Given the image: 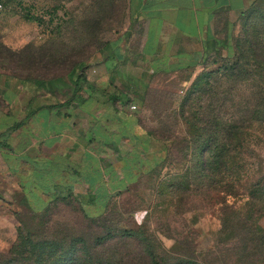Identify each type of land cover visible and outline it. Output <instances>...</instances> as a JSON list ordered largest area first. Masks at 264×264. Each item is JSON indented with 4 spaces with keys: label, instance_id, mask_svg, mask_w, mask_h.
<instances>
[{
    "label": "rangeland",
    "instance_id": "374dc122",
    "mask_svg": "<svg viewBox=\"0 0 264 264\" xmlns=\"http://www.w3.org/2000/svg\"><path fill=\"white\" fill-rule=\"evenodd\" d=\"M0 3L3 5L0 43L9 50L0 52V72L32 79L61 77L68 85L71 80L67 75L79 62L84 65L85 79L95 80L99 75L95 51L127 24L124 0H0ZM29 10L43 17L41 23L28 19ZM224 30L217 34L226 40V45L212 57L201 60L198 67L187 72L155 75L144 100L132 102L136 104L132 111L140 116L141 129H147L153 140L147 149L141 150L140 169L136 173L132 170L135 176L121 195L109 197L101 205L96 197L89 200L87 186L81 184L75 192L85 207L71 197L49 203L44 211H35L17 197L0 194V260L10 256L18 241L19 228H26L47 238L80 235L89 244L96 236L110 231L115 237L110 246L120 247L130 254L129 260L133 262L139 250L137 242L123 243L119 237L123 232L146 229L145 234L153 239L158 251L166 249L169 256L190 255L205 264H234L230 257L234 247L221 246L216 240L223 213L236 211L240 217L255 218L256 225L264 230V0H254L229 30ZM236 61L241 74L234 80L228 78L225 68ZM201 73L209 74L210 86L217 87L219 83L216 89L221 98L224 95L233 98L227 104L226 115L241 120L242 166L235 173L242 180L233 196L223 197L221 182L202 178L196 168L191 169V177L187 178L188 189H180V182L184 181L180 175L196 161L195 146L184 122L190 111L186 109L181 116L180 107ZM16 91L21 118L28 94L20 86ZM66 91L65 96L70 97L71 90ZM220 112L222 116V109ZM154 137H162L164 141ZM121 148V154L111 155L108 160L116 161L123 155L130 158L131 147L123 144ZM163 148L165 151L160 154ZM223 198L227 208L222 206ZM36 204L37 200L34 209ZM258 251L252 264H264V247ZM139 259L137 256L136 261Z\"/></svg>",
    "mask_w": 264,
    "mask_h": 264
},
{
    "label": "crops",
    "instance_id": "0c3cea01",
    "mask_svg": "<svg viewBox=\"0 0 264 264\" xmlns=\"http://www.w3.org/2000/svg\"><path fill=\"white\" fill-rule=\"evenodd\" d=\"M252 1L124 0L126 28L95 51L99 75L81 82L73 98L66 80L47 90L0 72L2 197L31 207L36 200L45 205L56 197H76L85 207L75 192L81 184L89 200L96 197L101 205L121 195L135 176L132 170L140 169L141 150L153 140L129 105L144 100L155 75L187 72L212 57L221 47L217 32H227ZM19 86L28 94L21 118ZM123 144L131 147L130 158L109 161Z\"/></svg>",
    "mask_w": 264,
    "mask_h": 264
},
{
    "label": "trees",
    "instance_id": "16d2710c",
    "mask_svg": "<svg viewBox=\"0 0 264 264\" xmlns=\"http://www.w3.org/2000/svg\"><path fill=\"white\" fill-rule=\"evenodd\" d=\"M253 2L254 0L250 6ZM42 18V16L30 13L29 10V20L37 19L41 23ZM216 43L219 46H225L226 40H216ZM106 44L107 41L104 42L102 47ZM102 47L100 46L98 49H102ZM0 50V52L9 51L2 43H0ZM10 54L12 53L10 52ZM83 68L84 65L82 66V63L79 62L67 75L73 88L72 98L78 95L82 87L80 83L85 81ZM225 70L229 73L228 78L230 79L236 80L241 74L237 61ZM207 76H209L208 73H201L198 76V80L188 91L180 107L181 116L185 115L186 109L190 111V115L184 119V122L187 126L186 133L189 140H191L192 146H195L196 161H193L192 165H188L185 168V173L180 175L184 178V181L180 182L182 187H179L180 189H188V179L191 177L190 171L196 168L202 178L214 180L215 183L221 182L223 197L233 196L242 180L235 173L236 169L242 166L240 164L242 161L240 154L243 147V139L240 135L242 131L241 120L238 119V116L226 115L227 104L233 102V98L231 100L227 99L225 95L221 98V92L216 89L219 83H216L217 87L210 86ZM18 77L24 83L36 82L38 88L47 90H52L51 87L54 83L66 80L61 77L49 79ZM218 102L219 104H217ZM195 106L199 109L196 110ZM221 109L222 116L220 115ZM257 111L259 112L258 109ZM236 112L234 111V113ZM154 139L164 141L162 137H154ZM164 151L165 148L160 149L159 153L162 154ZM68 198L71 197H56L45 205H37L35 209L33 207L31 209L44 211L49 203ZM250 203L253 204V200ZM223 205L227 208L224 198L222 200ZM223 214L220 230L217 232L216 240L218 244L221 246L222 244H228L234 247V250H231L230 253L234 264L254 263V257L259 254L258 249L264 247V230L256 225L255 218L240 217V214L236 211H232L230 214L224 212ZM18 233V241L12 247L10 256L4 260L1 259L0 264H205L197 259H192L190 255L172 257L169 256L166 249L159 252L156 245L153 244V239L146 235V229L138 233H134V231L123 232V235L119 237V241L123 243L137 242L139 246L137 256L140 259L136 261V256L133 262L129 260L130 254L120 250V247L112 248L110 246L115 239L110 231H106L104 235L96 236L92 244H89L80 235L71 236L67 239L47 238L41 237L26 228H19Z\"/></svg>",
    "mask_w": 264,
    "mask_h": 264
},
{
    "label": "built area",
    "instance_id": "2783aa9c",
    "mask_svg": "<svg viewBox=\"0 0 264 264\" xmlns=\"http://www.w3.org/2000/svg\"><path fill=\"white\" fill-rule=\"evenodd\" d=\"M3 11V5L2 3H0V14L1 12ZM129 109L132 111V110H135L136 109V105L135 104H130L129 105Z\"/></svg>",
    "mask_w": 264,
    "mask_h": 264
}]
</instances>
